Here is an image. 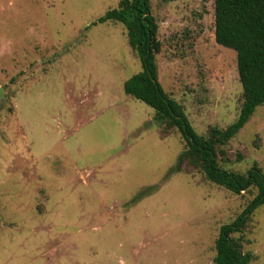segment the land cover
<instances>
[{
    "label": "rangeland",
    "instance_id": "rangeland-1",
    "mask_svg": "<svg viewBox=\"0 0 264 264\" xmlns=\"http://www.w3.org/2000/svg\"><path fill=\"white\" fill-rule=\"evenodd\" d=\"M121 0H0V264H213L220 227L257 195L208 182L177 158V130L125 95L142 72ZM157 82L193 131L232 124L242 105L236 53L214 41V0H150ZM218 154L264 175V105ZM264 264V204L241 234Z\"/></svg>",
    "mask_w": 264,
    "mask_h": 264
},
{
    "label": "trees",
    "instance_id": "trees-1",
    "mask_svg": "<svg viewBox=\"0 0 264 264\" xmlns=\"http://www.w3.org/2000/svg\"><path fill=\"white\" fill-rule=\"evenodd\" d=\"M172 2L174 0H162ZM214 41L236 53V68L242 89V105L237 119L223 130L211 128L206 138L198 136L185 118L182 108L164 94L157 82L155 56L161 44L157 25L151 15L150 0H121L98 23L121 24L126 30L130 48L136 52L142 72L123 85L125 95L144 103L154 112L160 132H179L185 149L177 158L176 171L183 165L201 171L206 180L234 195L251 188L257 195L230 224L220 227L215 241L213 264H248L249 253H242L241 244L232 238L241 234L255 209L264 204V175L256 166L243 174L228 172L218 165L220 149L233 139L264 105V0H214Z\"/></svg>",
    "mask_w": 264,
    "mask_h": 264
},
{
    "label": "water",
    "instance_id": "water-1",
    "mask_svg": "<svg viewBox=\"0 0 264 264\" xmlns=\"http://www.w3.org/2000/svg\"><path fill=\"white\" fill-rule=\"evenodd\" d=\"M3 98V89H0V104H1V99Z\"/></svg>",
    "mask_w": 264,
    "mask_h": 264
}]
</instances>
